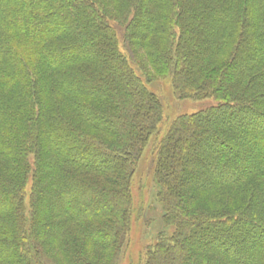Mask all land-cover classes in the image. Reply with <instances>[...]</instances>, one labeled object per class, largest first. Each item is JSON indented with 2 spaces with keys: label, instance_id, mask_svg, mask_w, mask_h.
Returning <instances> with one entry per match:
<instances>
[{
  "label": "trees",
  "instance_id": "1",
  "mask_svg": "<svg viewBox=\"0 0 264 264\" xmlns=\"http://www.w3.org/2000/svg\"><path fill=\"white\" fill-rule=\"evenodd\" d=\"M152 136L143 264H264V0H0V264H114Z\"/></svg>",
  "mask_w": 264,
  "mask_h": 264
},
{
  "label": "rangeland",
  "instance_id": "2",
  "mask_svg": "<svg viewBox=\"0 0 264 264\" xmlns=\"http://www.w3.org/2000/svg\"><path fill=\"white\" fill-rule=\"evenodd\" d=\"M152 74L154 75L153 81L147 83V86L161 101L162 121L160 123L161 126H159L162 128L163 133L165 127L175 116L189 112L204 102L197 103L186 98L178 99L170 88L168 78H164L163 75H157L154 72ZM154 136L150 138L142 156L135 165L130 185L132 196L130 204L133 208H136V211L132 216L129 241L121 243L117 255L112 260L114 264H143L145 246L162 227L160 224L161 206L155 199L158 186L155 183L152 168L154 152L150 142H153ZM26 202L28 204L29 201L26 200ZM48 256L53 260H57L56 258L54 259L57 256L56 252H51ZM57 264L63 263L58 262Z\"/></svg>",
  "mask_w": 264,
  "mask_h": 264
}]
</instances>
